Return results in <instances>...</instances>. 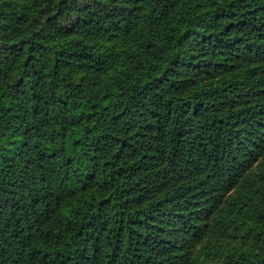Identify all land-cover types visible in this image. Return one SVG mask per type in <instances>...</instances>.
<instances>
[{
	"label": "trees",
	"instance_id": "16d2710c",
	"mask_svg": "<svg viewBox=\"0 0 264 264\" xmlns=\"http://www.w3.org/2000/svg\"><path fill=\"white\" fill-rule=\"evenodd\" d=\"M209 258L264 264V0H0V264Z\"/></svg>",
	"mask_w": 264,
	"mask_h": 264
},
{
	"label": "rangeland",
	"instance_id": "374dc122",
	"mask_svg": "<svg viewBox=\"0 0 264 264\" xmlns=\"http://www.w3.org/2000/svg\"><path fill=\"white\" fill-rule=\"evenodd\" d=\"M262 161L256 166L254 167L255 168V175L253 176V178H251V180H249L250 182H255V183H259L260 182V179H259V171L262 169ZM257 167H260L261 169H257ZM252 175V174H251ZM223 262L222 259H218V258H213V259H208L207 260V264H221Z\"/></svg>",
	"mask_w": 264,
	"mask_h": 264
}]
</instances>
